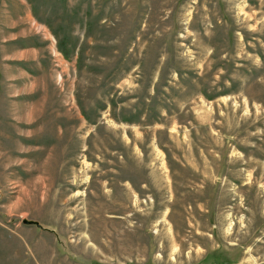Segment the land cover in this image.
<instances>
[{"label": "rangeland", "instance_id": "rangeland-1", "mask_svg": "<svg viewBox=\"0 0 264 264\" xmlns=\"http://www.w3.org/2000/svg\"><path fill=\"white\" fill-rule=\"evenodd\" d=\"M0 264H264V0H0Z\"/></svg>", "mask_w": 264, "mask_h": 264}, {"label": "water", "instance_id": "water-1", "mask_svg": "<svg viewBox=\"0 0 264 264\" xmlns=\"http://www.w3.org/2000/svg\"><path fill=\"white\" fill-rule=\"evenodd\" d=\"M24 224H26V225H33V224H35L36 226H38L37 223H34L32 221H24Z\"/></svg>", "mask_w": 264, "mask_h": 264}]
</instances>
